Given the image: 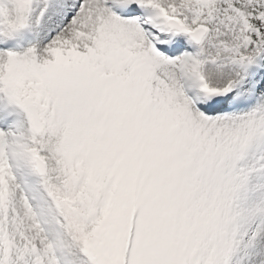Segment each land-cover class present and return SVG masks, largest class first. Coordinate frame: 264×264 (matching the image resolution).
<instances>
[{"label": "snow or ice", "instance_id": "obj_1", "mask_svg": "<svg viewBox=\"0 0 264 264\" xmlns=\"http://www.w3.org/2000/svg\"><path fill=\"white\" fill-rule=\"evenodd\" d=\"M0 264H264V0H0Z\"/></svg>", "mask_w": 264, "mask_h": 264}]
</instances>
